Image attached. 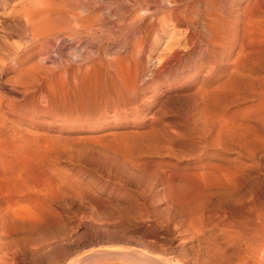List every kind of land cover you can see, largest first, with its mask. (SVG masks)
<instances>
[{"label":"rangeland","instance_id":"obj_1","mask_svg":"<svg viewBox=\"0 0 264 264\" xmlns=\"http://www.w3.org/2000/svg\"><path fill=\"white\" fill-rule=\"evenodd\" d=\"M195 1L197 2L180 0V8L186 6L180 10V48L173 54L167 53L170 58L167 57L160 65L161 59L158 56L166 54L162 48V52L159 49L160 52L153 53L154 60L147 53V64L145 63L143 70L139 72L137 68L131 67L124 71L128 73L126 78L123 75L125 82L116 72L102 65L92 66L91 71L80 67L79 72L85 71L84 73H79L78 67L75 69L78 77L76 73H72L75 70L56 64L59 62L58 55H53L44 63L48 66L51 63L54 69L50 73H55L51 75L54 78L59 76L60 67V73L65 74L60 76H64L65 80L69 78L67 84H64L63 78L48 80V83L46 80H38L40 83L36 80L27 83L20 80V84L17 73H20L24 63L13 59L18 56L0 64V175L1 178L9 174L14 176L4 177V180L8 179L6 182L0 180V195L4 193L3 198H17L18 202H14V205L10 203L13 198L4 200L0 196V209L4 207L5 212V209L7 211L12 207L9 212L0 211V218L3 217V220L0 219V241L3 237L4 240L9 239V242L17 241L21 249L15 256L17 264H141L120 259L118 251L123 250L121 245L124 249L130 246L121 240V236H133L136 234L131 231L135 227L133 224L139 221L149 223L150 219L158 222V229H149L150 240L159 241V253L173 264H264V119L258 113L259 108H264V35L261 32L264 31V0H208L206 6H198L197 3V7L194 6ZM215 2L222 4V7ZM188 5L193 11L197 9V13L206 9L207 16L200 12V18L204 16L207 19H203L209 21L205 22L209 33L207 30H203L204 33L199 30L196 34L191 31L190 19L195 20L196 13L189 11L191 8ZM218 8L223 10L220 11L222 14L218 12ZM207 9L215 13L216 17L213 14L211 16ZM0 10L2 25L6 14H3L1 6ZM220 14H224V18ZM252 21L253 24L257 23L259 31ZM213 22L219 26L213 25ZM209 24L213 26L210 27ZM251 24V30L255 29L254 32L258 35L261 33L260 37L252 35L248 29ZM213 28L217 29V34ZM251 35L253 39L250 40ZM205 38L210 39V42ZM184 39L188 41L183 42ZM243 41L245 45H242ZM255 44L260 48L263 45L260 49L255 48ZM249 45H253L255 50ZM256 49L261 50L258 55L255 53L258 52ZM235 50L237 53L246 51L247 55H243L253 58L246 61L245 56L239 57L242 52L237 54ZM232 60H236L234 64ZM167 61L172 62L169 64ZM236 63L243 64L239 66L243 71L232 66H238ZM21 64L22 67H19ZM159 66L161 70L157 71ZM135 71L139 73L136 74ZM231 71L233 76H229ZM234 71L239 74L234 75ZM75 75L78 78H74ZM14 76L18 77L15 81ZM127 79L132 84L136 81L138 83L133 86ZM29 82L33 85L26 86ZM131 85L134 88L129 89ZM258 86L263 87L262 93ZM131 89H135V92ZM256 89H260V92L255 91ZM256 95L261 96L257 98ZM227 112L235 115V122L240 118L235 130L237 128L238 131L239 125L240 129L244 128L243 124L246 122L243 135H239L240 129L239 134L233 130L237 134L235 136L230 135L232 132L225 134L220 128L221 132L218 133L217 126H220L216 119ZM244 114L247 116L245 122L241 119H244ZM212 122H215L216 127ZM247 122L253 126L249 128ZM247 127L250 130H246ZM216 130L221 135L220 141ZM221 133L231 137L226 138ZM212 134L218 137L215 138L216 141ZM20 158L29 161L34 165L33 168L38 167L36 175L40 173L37 180L33 179L36 183L33 184L34 181L31 180L26 181L27 186L25 183L21 186L24 187V192L19 188L24 174L20 173L22 177L11 169V165L24 161ZM15 174L19 176L15 177ZM15 178L22 180L18 182ZM25 178L24 180H29ZM8 181H12L13 185L14 182L19 184V187H14L23 193L14 191L13 185L9 186L13 191L8 189ZM40 181L42 184H39ZM4 183L7 184L1 185ZM28 186L26 191L25 187ZM46 186L48 191L45 190ZM57 188L60 189L59 195L55 192ZM7 190L12 192H5ZM50 190L51 193L54 190L55 198L53 193V198L50 197ZM29 198L33 200L30 201ZM18 199L25 204L22 205ZM33 201L39 204L35 207L32 205ZM7 203V208L11 204L8 209L4 205ZM12 205L19 209L15 207L14 210ZM175 217L184 218L193 231L205 229L204 233L201 232V242L198 237H193L192 232L181 233L180 226H175ZM2 221L5 222L4 225ZM171 228L174 229L171 231ZM133 237L139 240L138 235ZM33 242L36 244L32 246L30 243ZM149 247L152 246L143 243V249ZM27 249H31L34 255L29 254V257Z\"/></svg>","mask_w":264,"mask_h":264},{"label":"bare ground","instance_id":"obj_2","mask_svg":"<svg viewBox=\"0 0 264 264\" xmlns=\"http://www.w3.org/2000/svg\"><path fill=\"white\" fill-rule=\"evenodd\" d=\"M186 0H184L185 2ZM188 1V0H187ZM210 1V0H209ZM213 1V0H212ZM218 1V0H217ZM221 1V0H220ZM219 1V2H220ZM224 1V0H223ZM183 1H181L182 3ZM192 2V1H191ZM194 2V0H193ZM196 2V1H195ZM214 2V1H213ZM231 2V1H230ZM189 3V2H188ZM198 3V6L201 5V4H207L208 3V0H197L196 3H194V6H196L195 4ZM217 3V2H215ZM224 3V2H223ZM185 4V3H184ZM205 4V6H206ZM220 4V3H219ZM217 3V5H219ZM187 5V4H186ZM0 6L1 8L3 9V14H6V18H4V22L0 25V64H4V62L7 60V59H11L13 56H18L17 58H13V59H16L17 62H20V63H24L23 65V68H21V70L19 71L20 73H17L18 74V77L20 78L18 80V82L20 83V80H25V82L27 83V81H38V80H46V83H48L47 81L48 80H53V79H61L63 78L64 76H60V67H58V70H59V73L58 75L60 76H54L52 77L51 75L55 74V73H52L53 72V69L52 68L53 66L49 64L46 65L44 62H46V60H48L49 58H51L53 55H58V60L59 62L56 63V60L54 63L58 64L60 63L62 65V67L64 68H71L73 70H75L76 68L79 67V70L78 72L80 71V67H84L86 69H82V70H88L92 69V66H103V67H106V68H110L111 70H113L114 72H116V74H118V77H120V79H123L124 81V74H125V78L128 77L126 74H128L127 72L125 73L124 71L127 69H130L131 67H135L137 68L136 70L140 72V70H143L144 69V65H145V61H146V54L147 53H150L149 54V57L154 60L152 58L153 56V53H155L156 51H159V49L161 50V48L163 49V52L166 53L165 55L163 54V56L160 57L158 56L160 60V63L158 65H160L162 63V61L164 62L165 59L168 57V54H173L174 52H176V50H178L180 48V42H181V35H180V10H183L186 6L184 5V8H180V0H0ZM183 6V4H182ZM190 6V5H188ZM192 6V4H191ZM190 6V10L189 11H193L192 7ZM204 6V5H203ZM202 6V7H203ZM222 7V4L219 5V7ZM231 6V5H230ZM197 7V6H196ZM208 7V6H207ZM210 7H211V4H210ZM213 7V6H212ZM235 7V6H234ZM200 9H202L200 7ZM213 9V8H212ZM229 9V8H228ZM196 11H193L195 12V16L194 18L196 17V19H190L192 22L190 23V26L189 28L191 29V31L196 34L200 31L203 32V30H207L209 27H207L208 25H206L205 21L207 18L202 16L203 18H200L201 16V13L202 11H199L197 9H195ZM208 10V9H207ZM215 10V9H214ZM218 12L220 11H223L221 9L218 8ZM1 11V10H0ZM206 11V9H205ZM202 12V13H205ZM209 11V10H208ZM216 11V10H215ZM210 12V11H209ZM227 12V11H226ZM225 12V13H226ZM233 12V11H232ZM236 13V11H234ZM239 12V11H238ZM189 13V12H188ZM211 16L213 14V17L215 15L216 17V14L215 13H212L210 12ZM217 13V11H216ZM221 13V12H220ZM231 13V12H230ZM190 14V13H189ZM192 14V12H191ZM222 14V13H221ZM220 14V15H221ZM246 14V13H245ZM187 15V14H186ZM204 15V14H203ZM218 15V14H217ZM224 15V14H223ZM223 15H221L223 17ZM237 15V14H236ZM248 15V13L246 14ZM205 16L206 13H205ZM211 16L209 18H211ZM189 17V16H188ZM188 17H187V20H188ZM191 17V16H190ZM189 17V18H190ZM230 17V16H229ZM239 18V16H237ZM247 17V16H246ZM248 17L251 19V16L248 15ZM193 18V17H192ZM221 17H219L220 19ZM224 18V17H223ZM264 18V17H263ZM215 19V18H214ZM229 19V18H228ZM240 19V18H239ZM2 20V21H3ZM194 20V21H193ZM212 20V19H210ZM217 20V18L215 19ZM225 20V19H223ZM252 20L254 21V18L252 17ZM256 20V18H255ZM189 21V20H188ZM219 21V20H218ZM227 21V20H226ZM249 21V20H248ZM247 21V22H248ZM253 21L251 22L253 24ZM209 22V21H208ZM224 22V21H223ZM232 22V21H231ZM246 22V23H247ZM257 22V21H256ZM260 22V21H258ZM221 23V22H220ZM219 23V24H220ZM227 23V22H226ZM241 23V22H240ZM245 23V22H244ZM250 23V21H249ZM182 24V23H181ZM208 24V23H207ZM213 25L215 24L214 22L212 23ZM212 24H209L212 25ZM233 24V22H232ZM231 24V25H232ZM238 24V23H237ZM235 23V25H237ZM252 24L251 26H249L248 29H250V32L252 33V35L254 37H260L261 36V33H259L258 31L260 30L259 27L257 28L256 24L257 23H254L253 25L257 28V32L259 33V35L254 32V30L252 31L251 28H252ZM185 25V24H184ZM212 25V26H213ZM217 24H215L216 26ZM225 25V24H224ZM223 25V26H224ZM233 25V26H235ZM247 26V24H245ZM250 25V24H249ZM187 26V25H185ZM210 26V27H212ZM219 26V25H217ZM232 26V27H233ZM238 26V25H237ZM237 26H236V29H237ZM251 27V28H250ZM187 28V27H186ZM220 28V27H219ZM218 28V29H219ZM244 28H247V27H244ZM215 28H213V31H215V34L217 29L214 30ZM221 29H222V25H221ZM224 29V27H223ZM239 29V28H238ZM247 29V30H248ZM212 30V28H211ZM220 30V29H219ZM212 31V32H213ZM223 30H221L220 32H222ZM225 31V29H224ZM231 31V30H230ZM237 31V30H236ZM239 31V30H238ZM246 31V30H245ZM244 31V35L246 34ZM249 31V30H248ZM256 31V30H255ZM208 32V30H207ZM219 32V33H220ZM256 33V34H253ZM263 32V35H264V31H261ZM206 33V32H205ZM209 33V32H208ZM223 33V32H222ZM234 33V32H233ZM249 33V32H248ZM214 34V33H213ZM212 34V35H213ZM231 34V33H230ZM242 34V35H243ZM207 35V33H206ZM222 35V34H221ZM223 35L225 36L226 34L223 33ZM251 35V36H252ZM258 35V36H257ZM196 36V35H194ZM208 36V35H207ZM210 36V35H209ZM218 36H220L218 34ZM229 36V35H228ZM253 36L250 37V40L251 38L253 39ZM211 37V36H210ZM216 37V36H215ZM248 37V36H247ZM246 37V38H247ZM191 38V37H190ZM196 38V37H195ZM198 38V37H197ZM221 38V36H220ZM230 38V37H229ZM243 38V37H242ZM262 38H264V36H262ZM193 39V38H192ZM208 40V38H205ZM257 40H260L259 38H256ZM255 39V40H256ZM185 40L187 39H184L183 42H185ZM195 40V39H194ZM200 40V39H198ZM227 40V39H226ZM245 40V39H244ZM254 40V41H255ZM31 41V43H30ZM188 41V40H187ZM186 41V43H188ZM218 41V39H217ZM233 41V39H232ZM235 41V40H234ZM192 42V40H191ZM198 42V41H196ZM210 42V41H209ZM212 42V41H211ZM245 41H243L244 43ZM253 42V41H252ZM250 42V44L252 43ZM257 42V41H256ZM263 42H264V39H263ZM201 44V41L199 42ZM218 43V42H217ZM225 42H223L224 44ZM242 45H245V43ZM255 43V42H253ZM252 43V44H253ZM257 43H262V42H257ZM185 44V43H184ZM193 44V43H191ZM189 45V46H192V45ZM199 44V45H200ZM216 44V42H215ZM220 44V43H219ZM226 44V43H225ZM258 44V45H259ZM183 45V44H182ZM186 45V44H185ZM194 45V44H193ZM203 45V44H201ZM218 45V44H217ZM221 45V44H220ZM262 45L261 44V48H262ZM187 46V45H186ZM188 46V47H189ZM205 46V45H204ZM241 46V45H240ZM239 46V47H240ZM247 46V45H246ZM249 46H252V48L254 49V46L253 45H249ZM257 44H255V48H260V46H257ZM187 47V48H188ZM194 47V46H193ZM215 47V46H213ZM219 47V46H218ZM264 47V45H263ZM183 48V46L181 47ZM200 48V47H199ZM210 48V47H209ZM260 48V49H261ZM190 49V48H189ZM192 49V48H191ZM196 49V48H195ZM198 49V48H197ZM206 49V48H204ZM217 49V48H216ZM233 49V48H232ZM252 49V51H253ZM260 49H256L258 50V52H255L257 53V55L260 53L259 50ZM264 49V48H262ZM188 50V49H187ZM202 50V49H201ZM227 50V49H226ZM255 50V49H254ZM212 53H213V50H211ZM236 51V50H235ZM261 51V50H260ZM263 51V50H262ZM160 52V51H159ZM162 52V50H161ZM188 52V51H187ZM191 52V51H190ZM193 52V51H192ZM191 52V53H192ZM196 52V51H195ZM199 52V50H198ZM210 52V51H209ZM220 52V51H219ZM242 52V51H241ZM239 52V53H241ZM168 53V54H167ZM202 55H204L203 53L204 52H201ZM206 53V52H205ZM234 53V52H233ZM232 53V54H233ZM237 53V51H236ZM237 53V54H239ZM244 53H246L247 55V52L245 51ZM243 52L241 54H239V57L241 56H245L246 58V55H243L244 54ZM264 53V52H263ZM263 53H261L260 55H263ZM160 54V53H159ZM162 54V53H161ZM182 54V53H181ZM198 54V53H197ZM195 53V55H197ZM211 54V52H210ZM214 54V53H213ZM212 54V55H213ZM229 54V53H228ZM237 54H236V57H237ZM183 55V54H182ZM182 55L180 57H182ZM189 55V54H188ZM217 55V54H216ZM241 55V56H240ZM177 56V55H176ZM210 56V55H209ZM215 56V55H214ZM222 56V55H221ZM219 56V57H221ZM225 55H223L224 57ZM249 56V54H248ZM154 57V56H153ZM157 57V56H156ZM173 57V56H172ZM171 57V58H172ZM202 57V56H201ZM200 57V58H201ZM216 57V56H215ZM231 57V56H229ZM251 56L247 57L246 58V61L247 59H249ZM260 57V56H259ZM170 58V57H168ZM183 58V57H182ZM228 58V57H227ZM234 58V56H233ZM244 58V57H243ZM242 58V59H243ZM245 58L243 59L245 61ZM253 58V57H251ZM250 58V59H251ZM9 59V60H10ZM12 59V60H13ZM148 59V58H147ZM180 59V58H179ZM195 59V58H194ZM216 59V58H215ZM223 59V58H221ZM229 59V58H228ZM235 59V58H234ZM233 59V60H234ZM239 61H241V58H238ZM11 60V61H12ZM157 60V59H156ZM170 60V59H169ZM201 60V59H200ZM226 60V59H225ZM224 60V61H225ZM231 60V59H230ZM232 60V63L235 61ZM159 61V60H158ZM195 61V60H194ZM216 61V60H215ZM223 61V60H222ZM238 61V60H237ZM13 62V61H12ZM49 62V61H48ZM156 62V61H154ZM169 63V61H167ZM172 62V61H171ZM170 62V63H171ZM181 62V61H180ZM186 62V61H185ZM214 62V61H213ZM227 62V60H226ZM229 62V61H228ZM8 63V62H7ZM15 63V62H13ZM12 63V64H13ZM26 63V64H25ZM150 63V62H149ZM169 63V64H170ZM174 63V61H173ZM172 63V65H173ZM190 63V61H189ZM231 63V62H230ZM231 63V64H232ZM233 63V64H234ZM11 64V63H10ZM147 64V63H146ZM213 64V63H212ZM238 64V63H236ZM242 63H240L241 65ZM16 65V64H15ZM178 65V64H177ZM191 65V64H190ZM238 64L237 65H232L233 67L236 66L238 68V71H239V66ZM243 65V64H242ZM14 66V65H13ZM181 66V65H179ZM229 66V65H228ZM18 67V66H16ZM19 67H22V64L21 66ZM55 67V66H54ZM90 67V68H89ZM146 67V66H145ZM164 68V65L162 66ZM167 67V66H166ZM165 67V68H166ZM204 67V66H203ZM210 67V65H209ZM236 67L234 68V70H236ZM241 67V66H240ZM62 68V69H63ZM96 68V67H95ZM100 68V67H99ZM153 68V67H152ZM157 68V66L155 67ZM160 69H157L158 70H161V67L159 66ZM176 68V67H175ZM224 68V67H223ZM18 69V68H17ZM52 69V72L50 73V70ZM56 69V67H55ZM98 69V67H97ZM151 69V68H150ZM154 69V68H153ZM171 69V68H170ZM195 69V67H194ZM211 69H214V68H211ZM231 69V68H230ZM245 69V68H244ZM66 70V69H64ZM63 70V71H64ZM105 70V69H104ZM108 70V69H107ZM179 70V69H178ZM228 70V69H227ZM233 70V68H232ZM241 71H243V69L241 68L240 69ZM246 70V69H245ZM244 70V71H245ZM250 71V69H248ZM61 71V72H63ZM77 70H75V72H72V73H76ZM89 71V70H88ZM106 71V70H105ZM130 71V70H128ZM147 71V70H146ZM149 71V70H148ZM155 71V70H153ZM208 71V70H207ZM210 71V70H209ZM229 71V70H228ZM83 72V71H81ZM79 72V73H81ZM85 72V71H84ZM83 72V73H84ZM109 72V71H108ZM112 72V71H111ZM113 72V73H114ZM124 72V73H123ZM136 72V71H135ZM139 72H136V74H138ZM161 72V71H160ZM172 72V71H171ZM236 72V71H234ZM68 72H66L67 74ZM87 73V72H86ZM85 73V74H86ZM89 73V72H88ZM87 73V74H88ZM107 73V72H106ZM113 73H110L113 74ZM130 73V72H129ZM147 73V72H146ZM145 73V74H146ZM163 73V72H162ZM208 73V72H207ZM212 73V72H211ZM229 76H233V71L229 72ZM243 73V72H242ZM241 73V74H242ZM246 72H244L245 74ZM64 74V72L62 73ZM61 74V75H62ZM86 74V75H87ZM115 74V75H116ZM131 74V73H130ZM133 74H134V70H133ZM131 74V76L133 75ZM150 74V72H149ZM165 74V72H164ZM178 74V72H177ZM239 73L236 72V74L234 75H237ZM238 75L239 77L241 76ZM65 75V74H64ZM69 75V74H67ZM76 75H78L76 73ZM73 76L74 78H78L77 76ZM84 74H82L83 76ZM148 75V74H146ZM243 75V74H242ZM247 75V73L245 74ZM262 75V74H261ZM173 76V75H172ZM171 76V77H172ZM244 76V75H243ZM264 76V74H263ZM15 77V79H14ZM12 79H14L13 81L16 80V77L17 76H14ZM17 77V79H18ZM66 77V76H65ZM81 77V76H80ZM85 77V75H84ZM110 77H113L110 76ZM135 77V74L134 76H132V78ZM137 77V76H136ZM149 77V75H148ZM147 77V78H148ZM176 77V76H175ZM68 78V77H67ZM66 78V79H67ZM72 78V77H70ZM115 78V77H114ZM117 78V76H116ZM130 78V79H132ZM65 81L64 84H67L68 82H66L67 80H69V78L67 80H65V78H63ZM81 79V78H80ZM79 79V80H80ZM87 79V78H86ZM85 79V80H86ZM113 79V78H112ZM130 79H127V80H130ZM137 80V78H135ZM134 79V80H135ZM145 79V77H144ZM172 79V78H171ZM72 80V79H70ZM126 80V79H125ZM133 80V79H132ZM133 80V81H134ZM143 80V78H142ZM261 80V79H259ZM35 81V83H36ZM41 81V82H42ZM54 81V80H53ZM78 81V80H76ZM84 81V80H83ZM112 81V80H111ZM120 81V80H119ZM118 81V82H119ZM122 81V82H123ZM139 81V80H138ZM40 83V81H38ZM82 82V81H81ZM125 82V81H124ZM131 82V80L129 81V83ZM137 82V81H136ZM135 82V83H136ZM140 82V81H139ZM22 83V82H21ZM20 83V84H21ZM45 83V81H44ZM43 83V84H44ZM76 83V82H75ZM120 83V82H119ZM133 82L130 83L134 86L135 84ZM138 83V82H137ZM181 83V82H180ZM260 83V82H259ZM258 83V84H259ZM30 84V82L26 85L28 86ZM31 84L33 85V83L31 82ZM30 84V85H31ZM38 84V83H37ZM36 84V85H37ZM41 84V85H43ZM53 84V82H52ZM63 84V83H62ZM46 85V84H45ZM49 85H50V82H49ZM47 84V86H49ZM56 85V84H55ZM126 87H127V82H126ZM131 85L130 88H134L133 86ZM136 85V84H135ZM178 85V84H177ZM261 85V83H260ZM259 85V86H260ZM52 86V85H50ZM130 86V85H129ZM260 89H256L255 91H261V93L263 92L262 88L264 87V85H262L263 87H259ZM178 88V87H177ZM202 88V87H201ZM200 88V89H201ZM203 89V88H202ZM135 90V89H134ZM131 89V91H134ZM259 91V92H260ZM135 92V91H134ZM258 92V93H259ZM257 94V93H256ZM257 96V95H256ZM261 96V95H259ZM257 96V98L259 97ZM263 96V99H264V95L262 94ZM262 99V97H260ZM262 99V100H263ZM258 100V99H257ZM256 100V101H257ZM260 100V102L262 101ZM259 102V101H258ZM256 103V102H255ZM263 105H264V101H262ZM257 104V103H256ZM255 104V105H256ZM261 104V103H260ZM254 105V106H255ZM258 105V104H257ZM261 106V105H260ZM253 107V106H252ZM262 108V106H261ZM247 109V108H246ZM255 109H258L257 107ZM254 110V109H253ZM252 110V111H253ZM260 111H258V113L260 112L262 114V117L264 119V108L263 109H260ZM255 111V110H254ZM233 112H236L233 111ZM242 112V111H241ZM249 112V111H248ZM232 112H230L231 114ZM238 113V112H237ZM244 113H247V112H244ZM251 113V112H250ZM257 113V112H256ZM228 112L227 114H224L222 116H220L221 114H218L220 117H218L216 120H217V123L219 124L220 127L217 126V130H222L225 134H230L229 132H232V134L230 135H234L236 134V132L239 131L240 129V125H239V128H238V131H237V128L236 130L234 129L235 128V125L236 123L238 124V121H239V116H238V121L235 122V119L236 117H234L235 115H230ZM243 114V112L241 113ZM248 114V113H247ZM237 115V114H236ZM239 115V114H238ZM245 115V114H244ZM244 115H241L242 117ZM217 115H215L216 117ZM255 116V115H254ZM254 116H253V119H254ZM257 116V115H256ZM261 116V115H260ZM251 117V116H250ZM261 117V118H262ZM245 118H247V116L245 115L244 119L241 118L243 120V122H245ZM260 119V118H259ZM237 120V118H236ZM247 121V120H246ZM249 121H252V119L250 120L249 118ZM258 121V120H257ZM255 121V122H257ZM216 122V121H215ZM215 122H212L214 123L213 126H215ZM264 121L262 120V123ZM216 123V125H217ZM242 122H239V124H241ZM246 123V122H245ZM243 124V125H247V124ZM248 123V122H247ZM258 123V122H257ZM252 124V123H251ZM250 122L248 123V126L250 128V126H253V124L251 125ZM238 126V125H237ZM244 126V128H245ZM257 126V125H255ZM262 126V125H260ZM216 127V126H215ZM214 127V128H215ZM243 127H241V132L239 134V132L237 134L239 135H243L242 133V130L244 129ZM248 128V127H247ZM246 129V130H250V129ZM264 128V127H262ZM217 130H216V135L219 137H221L220 134V130H219V134H217ZM233 130H235L233 132ZM264 130V129H263ZM244 131V130H243ZM252 131V130H251ZM215 132V131H214ZM224 133H221V134H224ZM242 133V134H241ZM214 134V133H213ZM212 134V137L214 136ZM224 134V135H225ZM236 134V135H237ZM217 136H214V141H216L215 138H218ZM235 136V135H234ZM211 137V138H212ZM220 137L218 138V140L220 139ZM226 137V135H225ZM227 137H231V136H228ZM226 137V138H227ZM237 137V136H236ZM240 137V136H239ZM212 138V140H213ZM223 138V137H222ZM97 140V139H96ZM221 140V139H220ZM219 140V141H220ZM217 141V142H219ZM216 142V143H217ZM218 146V145H217ZM248 153V152H247ZM12 159V158H11ZM22 160H24L23 158H20ZM6 160V159H5ZM17 160V159H15ZM27 160V159H26ZM19 161V160H18ZM17 161V162H18ZM21 161V160H20ZM11 162V161H10ZM9 162V163H10ZM29 161H22L21 163L17 164V165H11V169L13 171H16L17 173H21V174H24L25 177H28V178H25L23 177V175H21L23 177V183L21 184L19 182V180H22V179H19L17 180L15 178V180H17L19 182V184H15L14 182V185L18 186L21 190L23 189V192L25 191L24 187L22 188L21 186L24 184L27 186L26 184V181H34L37 180L36 178L37 174L36 175V171L37 170V166L33 168V166L30 164V162L28 163ZM15 164V162H13ZM32 163V162H31ZM8 164V163H7ZM33 164V163H32ZM42 165V164H41ZM217 165V164H216ZM220 165V164H219ZM5 166V165H4ZM3 166V167H4ZM213 166V165H212ZM41 167V166H40ZM10 168V167H9ZM216 168V167H215ZM43 169V168H42ZM211 169V168H210ZM3 171V170H2ZM7 171V169L5 170ZM199 171V170H198ZM9 174V171H7ZM46 172V171H45ZM43 172V173H45ZM202 172V171H201ZM205 172V171H204ZM5 173V172H4ZM3 173V174H4ZM11 173V172H10ZM38 173V172H37ZM195 173V171H194ZM6 174V173H5ZM47 174V173H45ZM62 174V173H61ZM196 174V173H195ZM202 174V173H201ZM10 175V174H9ZM7 175V176H9ZM12 175V174H11ZM10 175V177H11ZM48 175V174H47ZM203 175V174H202ZM3 176V175H2ZM7 176H3V178H1V175H0V180H4V177L7 178ZM13 176V175H12ZM19 175H16L15 174V177H17ZM50 176V175H48ZM14 177V176H13ZM47 177V176H46ZM234 177V176H233ZM5 178V179H6ZM20 178V177H19ZM25 179H29V180H24ZM48 178V177H47ZM63 177H61L62 179ZM65 178V177H64ZM35 179V180H33ZM51 179L52 176H51ZM230 179V178H229ZM8 180V179H6ZM6 180L2 181V182H6ZM14 180V181H15ZM221 180V179H220ZM226 180V179H225ZM25 181V182H24ZM60 181V180H59ZM58 181V182H59ZM231 181V180H230ZM1 182V181H0ZM9 182V181H8ZM7 182V183H8ZM11 182V183H10ZM8 183V185H6L5 183L4 184H1V185H6L8 189H10L13 185L12 184V181H10ZM39 182V181H38ZM52 182V181H51ZM187 182V181H186ZM17 183V182H16ZM31 183V182H30ZM29 183V184H30ZM65 183V182H63ZM224 183V182H223ZM230 183V182H228ZM10 184V185H9ZM39 184H42L41 181ZM39 184H37L39 186ZM55 184V183H54ZM13 185V187H14ZM32 185V184H30ZM44 185V184H43ZM42 185V186H43ZM62 186V184H60ZM231 185V184H230ZM5 186V187H6ZM9 186H11L9 188ZM41 186V187H42ZM64 186H66V184H64ZM229 186V184H228ZM227 186V187H228ZM1 187V186H0ZM36 187V185H35ZM45 187V186H44ZM43 187V188H44ZM58 187V186H57ZM67 187V186H66ZM226 187V188H227ZM18 188V189H19ZM27 188L26 191L29 189V186L28 187H25ZM63 188V187H62ZM222 188V187H221ZM2 189V188H1ZM6 189V188H4ZM12 189V188H11ZM14 191L16 190V187L13 188ZM12 189V191H13ZM19 189V190H20ZM51 189V188H50ZM65 190V187L63 188ZM62 189V190H63ZM20 190V192H18L16 190V192H18L19 194L20 193H23L22 191ZM44 190V189H43ZM47 190V186H46V189ZM49 190V189H48ZM47 190V191H48ZM58 190V191H57ZM57 190L55 191L57 193V195H59V190L57 188ZM61 190V192H62ZM12 191H5V192H12ZM52 190H50V193H51ZM3 192V190L1 191ZM15 192V193H16ZM33 192V191H32ZM31 192V193H32ZM46 192V191H44ZM43 192V193H44ZM54 190H53V194L55 193ZM60 192V193H61ZM34 193V192H33ZM32 193V194H33ZM52 193L50 194V197L53 198ZM65 193V191H64ZM2 194V193H1ZM14 194V192H13ZM26 194V193H25ZM49 194V192H48ZM73 194V193H72ZM185 194V193H184ZM27 195V194H26ZM30 196H32L31 194H29ZM47 195V193H46ZM56 194H54V198L56 197L55 196ZM62 195V194H61ZM4 196V193L3 195H0ZM24 196V195H23ZM29 196V197H30ZM35 197V195H33ZM64 196V195H63ZM17 197V196H16ZM38 197V196H37ZM49 196L47 198H50ZM10 197H5L3 198L4 200L5 199H9ZM13 198V199H11ZM11 201L10 203L11 204H14V202H16V199H14V197H11ZM33 198V197H31ZM36 198V197H35ZM50 198V199H51ZM1 199V197H0ZM23 199V198H22ZM34 199V198H33ZM31 199V200H33ZM44 199V198H43ZM28 200V198H27ZM30 200V198H29ZM30 200V201H31ZM36 200V199H35ZM41 200H42V196H41ZM40 200V201H41ZM44 200H47V199H44ZM3 201V200H2ZM18 201H20V203L22 202L20 199H18ZM29 201V202H30ZM37 201V200H36ZM38 200V202H40ZM5 202V201H3ZM9 202V200H8ZM28 202V201H26ZM35 201H33L32 205L33 206H37V202L36 205H34ZM6 203V202H5ZM9 203V204H10ZM18 203V202H16ZM19 203V204H20ZM24 203V202H23ZM23 203H21L22 205H24ZM11 204L9 205V207L11 206ZM42 204V203H41ZM41 204H40V207L41 208ZM0 205L1 202H0ZM5 207L8 206V203L7 205L4 204ZM12 205V206H14ZM2 207V206H1ZM8 207V208H9ZM16 206L13 207L14 210ZM20 207V205H19ZM7 208V207H6ZM7 208V209H8ZM17 209L18 206L16 207ZM21 208V207H20ZM38 208V207H37ZM38 208V209H39ZM4 209V207H3ZM3 209H0V211H3ZM12 210V207L9 208ZM8 209V210H9ZM7 210V211H8ZM13 210V211H14ZM6 209H5V212H7ZM12 211V212H13ZM4 212V211H3ZM4 212V213H5ZM9 212V211H8ZM21 213V212H19ZM1 214V213H0ZM9 214V213H8ZM7 214V215H8ZM11 214V213H10ZM9 214V215H10ZM16 215H18L17 213H14ZM3 216V215H2ZM12 216V214L10 215V217ZM14 216V215H13ZM182 216V215H181ZM1 217V216H0ZM6 219L8 220V217L5 216ZM3 218V217H2ZM0 218V219H2ZM12 218H15V217H12ZM11 219V218H10ZM175 219L174 223H175V226H177L179 228L180 226V231L181 233H193L194 236L193 237H198L199 241H200V236H201V232L204 233L205 232V229L201 228L202 230H192L190 228V225L188 223H186V220L184 218H179L177 219L176 217L173 218ZM3 220V219H2ZM5 220V219H4ZM7 220L6 223H7ZM12 220V219H11ZM16 221L17 219H13V221ZM144 220V219H143ZM260 221V219H259ZM2 225H4V221H2ZM173 223V224H174ZM194 224V223H193ZM6 225V224H5ZM135 227L132 228L131 231H133L134 233L136 234H133V236L135 235H138L139 236V240L135 239L132 235L131 236H126V235H122L121 236V240L122 241H125L126 243L130 244L129 247L126 246V248L124 249L123 245L122 246V251H118L119 255H120V259L124 260V261H127V262H132V263H144V264H173L171 263V261L167 258H165L163 255H161L158 251V240L157 241H152L150 240V231L149 229L152 228L154 230L158 229V222L155 221V220H149V223H146L144 221H139L138 223L136 224H133ZM205 225V224H204ZM66 226V225H65ZM173 227V226H172ZM174 228H171V231L173 230ZM68 231V230H67ZM66 231V232H67ZM170 231V232H171ZM175 231V230H174ZM68 233V232H67ZM180 233V234H181ZM64 234V233H63ZM63 234L61 237H63ZM192 234V235H193ZM68 235V234H67ZM189 235V234H188ZM203 235V234H202ZM66 236V235H65ZM64 236V237H65ZM158 237V236H157ZM156 237V238H157ZM4 238V237H3ZM3 238H1L2 240L0 241V264H17L16 263V258L15 256L19 254V250L20 249V246L17 245V241L16 242H9L10 240L7 239V240H4ZM30 240V239H29ZM5 241V242H4ZM7 241V242H6ZM34 241V240H33ZM67 241V239H66ZM28 242V241H27ZM62 242V241H61ZM201 242V241H200ZM20 243V242H19ZM55 243V241H54ZM143 243L146 244V245H151L152 247H149V249H143L142 246H143ZM25 245V243H23ZM32 246L36 243L33 242L30 243ZM63 247H65V242H63ZM201 244V243H200ZM30 245V246H31ZM29 246V245H27ZM31 246V247H32ZM160 246V245H159ZM22 248V247H21ZM26 248V247H25ZM24 248V249H25ZM29 249V248H28ZM27 249V253L28 256L29 254L30 255H34V252L30 249L28 250ZM33 249V247H32ZM264 250V249H262ZM107 252V251H105ZM113 252V251H112ZM24 253V251H23ZM94 253V252H93ZM96 253V252H95ZM104 253V252H103ZM111 253V252H110ZM116 253V252H115ZM12 254V255H11ZM21 254V253H20ZM59 254V253H58ZM91 254V253H89ZM102 254V253H101ZM87 255V254H86ZM21 256V255H20ZM93 256V255H92ZM30 257V256H29ZM26 259V257H23ZM28 258V257H27ZM50 258V257H49ZM48 258V259H49ZM24 260V261H25ZM32 260V259H30ZM34 261V259H33ZM37 261V260H36ZM66 261V260H64ZM84 261V260H83ZM76 262V260H75ZM79 262V260H78ZM20 263V262H19ZM67 263V262H66ZM62 264V262H61ZM65 264V263H64ZM67 264H72L71 263H67Z\"/></svg>","mask_w":264,"mask_h":264}]
</instances>
